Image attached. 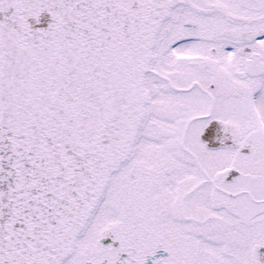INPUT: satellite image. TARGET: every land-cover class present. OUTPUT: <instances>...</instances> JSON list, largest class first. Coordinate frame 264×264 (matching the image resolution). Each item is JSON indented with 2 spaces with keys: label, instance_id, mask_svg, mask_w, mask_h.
<instances>
[{
  "label": "snow or ice",
  "instance_id": "6c2138e0",
  "mask_svg": "<svg viewBox=\"0 0 264 264\" xmlns=\"http://www.w3.org/2000/svg\"><path fill=\"white\" fill-rule=\"evenodd\" d=\"M0 264H264V0H0Z\"/></svg>",
  "mask_w": 264,
  "mask_h": 264
}]
</instances>
